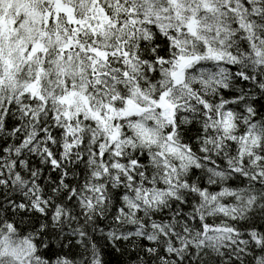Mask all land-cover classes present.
<instances>
[{"label":"clouds","instance_id":"1","mask_svg":"<svg viewBox=\"0 0 264 264\" xmlns=\"http://www.w3.org/2000/svg\"><path fill=\"white\" fill-rule=\"evenodd\" d=\"M0 16V264H264V0Z\"/></svg>","mask_w":264,"mask_h":264},{"label":"snow or ice","instance_id":"2","mask_svg":"<svg viewBox=\"0 0 264 264\" xmlns=\"http://www.w3.org/2000/svg\"><path fill=\"white\" fill-rule=\"evenodd\" d=\"M22 2L27 5L28 3H30V0H22ZM25 14L30 16V17H36L39 15V13L35 10V9H28L27 7L24 8ZM106 19H108L106 17ZM133 23H135V21H132ZM73 23L75 24H79V21H73ZM16 25V21L15 20H6L3 16H0V36H3L5 33H14L16 31L15 28ZM101 26H103V23L101 24ZM29 52V58L34 55L37 52V48L34 46L32 47L30 50H26ZM91 51L97 55L98 57H104V59H107V56L98 51L97 49H91ZM167 51V49L165 48V52ZM179 59V69H180V74L183 73V70L185 69V67H187L188 65H190L191 60L186 59L185 57L181 56L178 58ZM173 75H177V73H173ZM164 103V97L161 96V104ZM8 126L12 127L13 126V122L11 121V119L8 120Z\"/></svg>","mask_w":264,"mask_h":264}]
</instances>
